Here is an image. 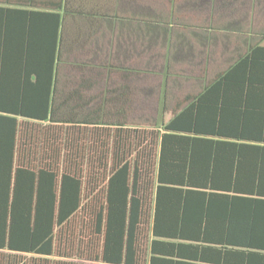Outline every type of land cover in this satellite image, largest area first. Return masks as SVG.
<instances>
[{
	"label": "trees",
	"instance_id": "obj_1",
	"mask_svg": "<svg viewBox=\"0 0 264 264\" xmlns=\"http://www.w3.org/2000/svg\"><path fill=\"white\" fill-rule=\"evenodd\" d=\"M122 1L0 0V264H264V46L130 119L143 73L63 51Z\"/></svg>",
	"mask_w": 264,
	"mask_h": 264
},
{
	"label": "crops",
	"instance_id": "obj_2",
	"mask_svg": "<svg viewBox=\"0 0 264 264\" xmlns=\"http://www.w3.org/2000/svg\"><path fill=\"white\" fill-rule=\"evenodd\" d=\"M110 12L118 18H68L63 51L68 62L83 52L143 73L129 82L130 119L156 120L162 100L169 119L251 45L264 46V0H124Z\"/></svg>",
	"mask_w": 264,
	"mask_h": 264
}]
</instances>
